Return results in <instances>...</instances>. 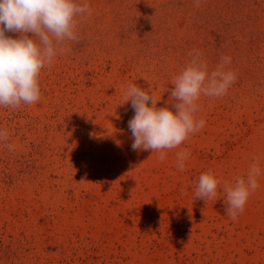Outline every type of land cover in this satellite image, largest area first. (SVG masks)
<instances>
[{
  "label": "rangeland",
  "instance_id": "1",
  "mask_svg": "<svg viewBox=\"0 0 264 264\" xmlns=\"http://www.w3.org/2000/svg\"><path fill=\"white\" fill-rule=\"evenodd\" d=\"M74 2L91 14L41 70L40 99L0 107L14 145L0 141V264H264V0ZM195 51L209 72L230 57L234 83L200 97L205 126L163 161L133 151L127 87L176 103ZM254 157L259 187L233 221L225 185ZM209 171L221 183L206 203L195 192Z\"/></svg>",
  "mask_w": 264,
  "mask_h": 264
},
{
  "label": "clouds",
  "instance_id": "2",
  "mask_svg": "<svg viewBox=\"0 0 264 264\" xmlns=\"http://www.w3.org/2000/svg\"><path fill=\"white\" fill-rule=\"evenodd\" d=\"M86 12L91 14L89 5L79 6L74 0H0V107L18 109L40 99L41 70L50 67L54 58L65 51L66 41L77 40L76 17ZM6 33L19 35L13 38ZM189 55L192 59L168 91L169 99L176 103L167 101L165 106L157 107L162 98H156L151 86L147 90L135 84L127 87L125 103L131 101L134 112L128 121L133 151L158 152V159L163 161L165 150L178 147L205 126V120L197 118L200 97H223L234 83L235 73L225 70L230 57H222V63L209 72L198 51ZM8 138V129L0 128V141L12 151L14 145L7 143ZM190 155L187 150L177 153L178 170H184V162ZM254 160L247 179L237 177L234 184L225 185V212L233 221L259 187L260 160L255 157ZM220 183L211 171L202 174L195 192L196 200L207 203L217 195Z\"/></svg>",
  "mask_w": 264,
  "mask_h": 264
}]
</instances>
